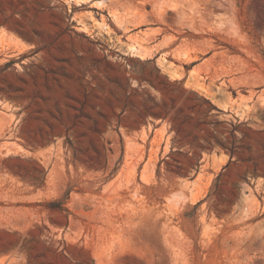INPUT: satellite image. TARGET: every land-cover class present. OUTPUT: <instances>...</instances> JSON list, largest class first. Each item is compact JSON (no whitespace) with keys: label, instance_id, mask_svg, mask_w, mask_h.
Instances as JSON below:
<instances>
[{"label":"rangeland","instance_id":"obj_1","mask_svg":"<svg viewBox=\"0 0 264 264\" xmlns=\"http://www.w3.org/2000/svg\"><path fill=\"white\" fill-rule=\"evenodd\" d=\"M163 6L0 0V264H264V0Z\"/></svg>","mask_w":264,"mask_h":264},{"label":"bare ground","instance_id":"obj_2","mask_svg":"<svg viewBox=\"0 0 264 264\" xmlns=\"http://www.w3.org/2000/svg\"><path fill=\"white\" fill-rule=\"evenodd\" d=\"M163 1L164 0H144V2L145 3H149L150 5H151V11L153 12V14H152V16H162V14H164V6H163ZM142 2V1H141ZM143 5V4H142ZM147 5V4H146ZM136 6V5H135ZM135 6H133V7H135ZM132 7V8H133ZM144 7V6H143ZM147 7V6H146ZM135 8H137V7H135ZM134 8V9H135ZM138 10V9H137ZM136 9L134 10V11H137ZM139 10H140V8H139ZM141 10H142V8H141ZM143 10H144V8H143ZM145 11V10H144ZM134 13V12H133ZM135 14V15H134ZM133 15V18H131V20L129 21L131 24H133V25H135V26H137V25H140V24H142V23H144L145 24V22L146 23H153V21L152 22H149V19H148V17L145 15V12L143 13V11H137V12H135ZM148 14V13H147ZM150 14V15H151ZM158 17V18H159ZM155 18V17H154ZM154 18H152V19H154ZM156 19H157V17H156ZM155 20V19H154ZM151 21V20H150ZM156 22V21H155ZM154 22V23H155ZM158 24V23H157ZM149 25V24H148ZM124 28L123 29H125L124 31H126V30H129L130 29V27H129V25H127V23H125L124 25ZM132 26V25H131ZM156 27V28H155ZM154 28H151V27H149L150 29H148V30H146L143 34H142V36L144 35L148 40H151V42H152V40L154 41V40H156L157 38H158V35H160V34H162L163 32H164V29L163 28H161L160 26L157 28V26H155ZM131 49H133V51L134 50H136L137 52H140V50H139V47L140 46H136V45H134V44H132L131 46ZM141 48V47H140ZM130 49V50H131ZM135 51V52H136ZM142 52V51H141ZM140 52V53H141ZM146 52V51H145ZM139 53V54H140ZM134 54V53H133ZM146 54V53H145ZM136 55H138V54H136ZM142 55V54H141ZM143 56V55H142Z\"/></svg>","mask_w":264,"mask_h":264}]
</instances>
